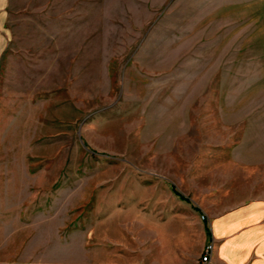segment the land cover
Here are the masks:
<instances>
[{
  "label": "rangeland",
  "instance_id": "obj_1",
  "mask_svg": "<svg viewBox=\"0 0 264 264\" xmlns=\"http://www.w3.org/2000/svg\"><path fill=\"white\" fill-rule=\"evenodd\" d=\"M263 199L264 0H0V264H207Z\"/></svg>",
  "mask_w": 264,
  "mask_h": 264
},
{
  "label": "crops",
  "instance_id": "obj_2",
  "mask_svg": "<svg viewBox=\"0 0 264 264\" xmlns=\"http://www.w3.org/2000/svg\"><path fill=\"white\" fill-rule=\"evenodd\" d=\"M202 246L212 244L207 264H264V199L208 218ZM28 264H95L91 260L42 259Z\"/></svg>",
  "mask_w": 264,
  "mask_h": 264
},
{
  "label": "built area",
  "instance_id": "obj_3",
  "mask_svg": "<svg viewBox=\"0 0 264 264\" xmlns=\"http://www.w3.org/2000/svg\"><path fill=\"white\" fill-rule=\"evenodd\" d=\"M208 249H209V250L211 249V245L208 246ZM206 252H208V254H209V251H208V250H207ZM207 257H208L207 254H205V255H203L202 259H203V260H206Z\"/></svg>",
  "mask_w": 264,
  "mask_h": 264
}]
</instances>
